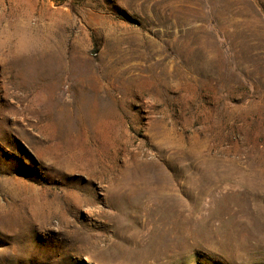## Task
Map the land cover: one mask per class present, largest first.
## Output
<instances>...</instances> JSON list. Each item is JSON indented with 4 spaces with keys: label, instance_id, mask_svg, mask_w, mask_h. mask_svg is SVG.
I'll return each instance as SVG.
<instances>
[{
    "label": "rangeland",
    "instance_id": "obj_1",
    "mask_svg": "<svg viewBox=\"0 0 264 264\" xmlns=\"http://www.w3.org/2000/svg\"><path fill=\"white\" fill-rule=\"evenodd\" d=\"M0 264H264V0H0Z\"/></svg>",
    "mask_w": 264,
    "mask_h": 264
},
{
    "label": "bare ground",
    "instance_id": "obj_2",
    "mask_svg": "<svg viewBox=\"0 0 264 264\" xmlns=\"http://www.w3.org/2000/svg\"><path fill=\"white\" fill-rule=\"evenodd\" d=\"M26 31V30H25ZM25 31H23V33H25ZM33 59L35 58V59H37V57L34 55L33 57H32ZM37 64H38V62H37ZM80 73V72H79Z\"/></svg>",
    "mask_w": 264,
    "mask_h": 264
}]
</instances>
